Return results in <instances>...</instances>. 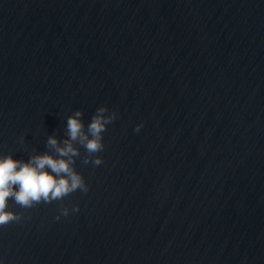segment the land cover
Wrapping results in <instances>:
<instances>
[{
  "label": "water",
  "instance_id": "obj_1",
  "mask_svg": "<svg viewBox=\"0 0 264 264\" xmlns=\"http://www.w3.org/2000/svg\"><path fill=\"white\" fill-rule=\"evenodd\" d=\"M101 106L88 191L10 198L0 264H264V0H0V154Z\"/></svg>",
  "mask_w": 264,
  "mask_h": 264
},
{
  "label": "clouds",
  "instance_id": "obj_2",
  "mask_svg": "<svg viewBox=\"0 0 264 264\" xmlns=\"http://www.w3.org/2000/svg\"><path fill=\"white\" fill-rule=\"evenodd\" d=\"M107 113V107H99L85 127L82 110H76L67 118L66 138L61 141L56 135L49 136L48 150L34 152L27 161L16 159L12 154H0V226L20 219L18 213L8 208L10 198L17 205L30 208L42 201L62 200L77 190L88 191L83 175L75 168V160L81 155L77 145L85 149V164L103 162L96 154L104 148L103 133L108 124L116 119L115 112ZM78 209L76 205L74 210ZM68 211L64 208L63 214L67 215Z\"/></svg>",
  "mask_w": 264,
  "mask_h": 264
}]
</instances>
